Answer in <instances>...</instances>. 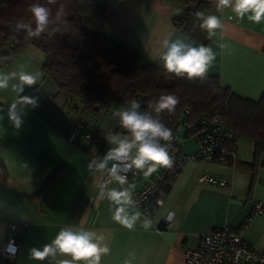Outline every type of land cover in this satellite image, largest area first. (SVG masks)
Here are the masks:
<instances>
[{
    "label": "crops",
    "instance_id": "0c3cea01",
    "mask_svg": "<svg viewBox=\"0 0 264 264\" xmlns=\"http://www.w3.org/2000/svg\"><path fill=\"white\" fill-rule=\"evenodd\" d=\"M99 1L106 9V35L129 44L144 63L162 64L159 42L169 34L193 46L201 45L173 23L194 3ZM203 12L215 14L223 22V28L206 45L216 53L208 74L218 76L220 84L234 95L258 101L264 94V21L257 24L247 16L239 18L231 9L216 12L213 4ZM43 63L44 53L31 43L9 61L0 56V71L18 70L23 65L24 70L41 74L36 85L26 86L20 93L33 98L36 106H17L23 120L19 129L8 118V108L16 101L17 93L0 90V247L7 223L17 225L16 235L21 239L11 264H47L31 259L30 249L42 248L61 228L81 221L86 228L108 236L111 251L102 257L101 264H123L129 253L135 254V264H183V254L196 245L198 233L226 225L239 226L252 203L264 199V154L257 161L253 140L241 137L236 141L237 165L186 162L152 214H141L134 230L124 228L112 219L114 205L102 195V175L87 167L91 160L101 159L108 151L110 145L104 136L110 131L122 133V129L118 125L104 132L95 124L92 130L97 135L91 141L81 138L75 145L68 143L65 133L74 124L87 125V112L68 109L63 94L52 96L56 88L44 75ZM193 150L194 147L187 153ZM245 162L255 166L247 167ZM202 174L225 178L227 183L220 186L198 181ZM145 181L141 172L133 186L140 187ZM107 187L120 186L113 181ZM132 211L139 212L137 208ZM167 217L169 223L163 227ZM146 218L152 221L148 230L142 227ZM243 235L264 250V216L254 215Z\"/></svg>",
    "mask_w": 264,
    "mask_h": 264
},
{
    "label": "trees",
    "instance_id": "16d2710c",
    "mask_svg": "<svg viewBox=\"0 0 264 264\" xmlns=\"http://www.w3.org/2000/svg\"><path fill=\"white\" fill-rule=\"evenodd\" d=\"M180 1L195 6L184 10L173 21L174 25L186 37L206 46L209 38L206 32L193 26L194 13L209 8L210 0ZM33 2L0 0V56L9 61L29 43L38 47L44 53L43 73L56 88L52 96L65 95L68 109L98 115L113 103L128 104L137 99L145 110L154 98L175 93L179 103L174 113H165L162 120L171 130L185 119L184 111L189 108V118L220 117L233 132L231 146L236 152V141L249 137L255 145L256 160L264 154V94L258 101H252L234 95L220 84L216 75L207 74L204 81H190L166 74L161 63L142 62L133 47L106 35L103 29L106 9L99 0H57V5L50 7L55 11L59 3L66 5L70 23L65 34H57L51 39L25 38L23 32L13 30V25L17 19L30 17L28 7ZM39 2L46 3V0ZM94 132L96 136L97 131ZM171 146L169 149L173 151L177 145ZM244 164L251 168L255 166L251 162ZM179 171L180 168L173 166L160 179L163 197ZM48 181L51 182V177ZM155 207H150L151 214ZM0 264L10 263L1 260Z\"/></svg>",
    "mask_w": 264,
    "mask_h": 264
},
{
    "label": "clouds",
    "instance_id": "9594fccd",
    "mask_svg": "<svg viewBox=\"0 0 264 264\" xmlns=\"http://www.w3.org/2000/svg\"><path fill=\"white\" fill-rule=\"evenodd\" d=\"M210 3L215 6L216 12L223 13L225 9H231L239 18L247 16L248 20L257 24L264 21V0H210ZM51 5H57V0H46V3L34 0L28 7L30 17L17 19L13 30L23 32L25 38L37 40L65 34L70 23L66 5L59 3L55 11ZM194 18L193 26L206 32L209 39L223 28L221 18L215 14L206 15L197 10ZM159 44L158 55L166 74H174L190 81L207 79L208 70L216 60V53L211 47L203 44L193 46V43L186 42L185 39H173L171 34ZM40 75L39 72L24 70L23 65L18 70L0 71V90L11 89L17 93L16 101L8 108V118L17 129L23 123L17 106H36L33 98L20 96V93L24 92L26 86L36 85ZM178 103L179 97L175 93H168L149 101L145 110H142L137 99L117 108L114 115L119 120L120 128L125 130L124 133L108 132L104 136L110 145L108 151L101 159H93L87 165L91 172L107 178L102 186V195L114 205L112 219L130 231L135 229L141 213L132 211L138 206V202L133 199V186L125 187L128 184V174L140 171L145 176H150L158 168L172 166L169 147L173 132L162 120L165 113H174ZM113 181L120 187L108 188L107 184ZM88 214L89 212L85 216ZM142 227L148 230L152 227V221L146 218ZM110 251L108 236L86 228L81 221L80 224L61 228L50 243L44 244L42 248H31L30 258L47 261V264H101L102 257L107 256ZM135 259V254L129 253L123 264H135Z\"/></svg>",
    "mask_w": 264,
    "mask_h": 264
},
{
    "label": "built area",
    "instance_id": "2783aa9c",
    "mask_svg": "<svg viewBox=\"0 0 264 264\" xmlns=\"http://www.w3.org/2000/svg\"><path fill=\"white\" fill-rule=\"evenodd\" d=\"M190 109L184 111L185 119L172 130L173 140L169 149L172 158V166L182 168L188 161H215L223 164H235L237 152L231 146L233 132L226 127L218 116L201 115L189 118ZM184 127L183 138L191 135L195 138V148L190 153L183 152V139L179 127ZM122 129V128H121ZM65 140L71 144H77L79 139L84 138L91 141L95 132L82 123L74 124L64 135ZM111 166V165H110ZM169 168H158V170L146 177V181L140 187L133 184L140 171L128 174V184L131 185L133 199L138 202L136 207L139 212L148 217L151 214L152 205H160L163 199L160 187V179ZM107 178L102 176L100 190ZM198 181L208 182L213 185H226L227 181L222 177L202 174ZM254 215L264 216V199H257L252 203L249 214L237 227L222 226L197 234V242L193 248L185 250L183 264H264V250L248 241L243 230L248 226ZM169 217L165 218L162 226L169 223ZM17 225L13 222L7 223L5 227L3 244L0 247V261L13 263L21 244V239L16 235Z\"/></svg>",
    "mask_w": 264,
    "mask_h": 264
},
{
    "label": "rangeland",
    "instance_id": "374dc122",
    "mask_svg": "<svg viewBox=\"0 0 264 264\" xmlns=\"http://www.w3.org/2000/svg\"><path fill=\"white\" fill-rule=\"evenodd\" d=\"M127 105L126 103H113L111 104L106 111L100 112L98 115L94 114H89L88 112L85 115V118L87 120V127L92 129L94 128L93 125L97 124L98 127L104 131L107 132V130H110V127L114 129V127H117L119 125V120L118 118L114 115V112L117 108L121 106ZM96 120L97 123H94ZM96 127V126H95ZM180 133L182 135L183 139V152L187 153L195 148V138L193 135L189 137L183 138L184 134V127L180 126L179 127ZM144 175V174H143ZM145 176V175H144ZM147 177V176H145Z\"/></svg>",
    "mask_w": 264,
    "mask_h": 264
},
{
    "label": "water",
    "instance_id": "95a60500",
    "mask_svg": "<svg viewBox=\"0 0 264 264\" xmlns=\"http://www.w3.org/2000/svg\"><path fill=\"white\" fill-rule=\"evenodd\" d=\"M124 131H125V130H123V129H122V131H121V132H122V133H124Z\"/></svg>",
    "mask_w": 264,
    "mask_h": 264
}]
</instances>
